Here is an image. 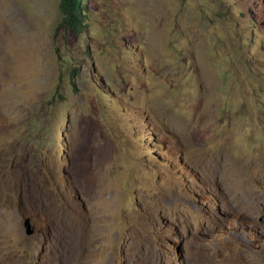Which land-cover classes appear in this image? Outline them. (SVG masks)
Listing matches in <instances>:
<instances>
[{
  "label": "rangeland",
  "instance_id": "obj_1",
  "mask_svg": "<svg viewBox=\"0 0 264 264\" xmlns=\"http://www.w3.org/2000/svg\"><path fill=\"white\" fill-rule=\"evenodd\" d=\"M59 1L0 0V264H264V0Z\"/></svg>",
  "mask_w": 264,
  "mask_h": 264
},
{
  "label": "trees",
  "instance_id": "obj_2",
  "mask_svg": "<svg viewBox=\"0 0 264 264\" xmlns=\"http://www.w3.org/2000/svg\"><path fill=\"white\" fill-rule=\"evenodd\" d=\"M58 7L62 15L61 25L79 33L82 28V20L80 19L83 8L82 0H60Z\"/></svg>",
  "mask_w": 264,
  "mask_h": 264
},
{
  "label": "water",
  "instance_id": "obj_3",
  "mask_svg": "<svg viewBox=\"0 0 264 264\" xmlns=\"http://www.w3.org/2000/svg\"><path fill=\"white\" fill-rule=\"evenodd\" d=\"M23 228H24V232L27 236H30L34 233V229L31 226L30 223V219L29 218H25L23 221Z\"/></svg>",
  "mask_w": 264,
  "mask_h": 264
},
{
  "label": "bare ground",
  "instance_id": "obj_4",
  "mask_svg": "<svg viewBox=\"0 0 264 264\" xmlns=\"http://www.w3.org/2000/svg\"><path fill=\"white\" fill-rule=\"evenodd\" d=\"M71 215V214H70ZM77 222V221H76Z\"/></svg>",
  "mask_w": 264,
  "mask_h": 264
}]
</instances>
